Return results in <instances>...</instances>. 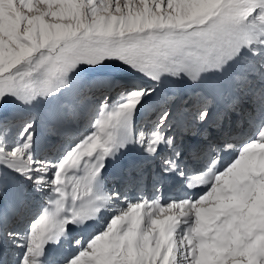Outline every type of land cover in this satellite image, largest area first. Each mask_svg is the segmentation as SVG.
I'll list each match as a JSON object with an SVG mask.
<instances>
[{"label": "snow or ice", "instance_id": "snow-or-ice-1", "mask_svg": "<svg viewBox=\"0 0 264 264\" xmlns=\"http://www.w3.org/2000/svg\"><path fill=\"white\" fill-rule=\"evenodd\" d=\"M108 64L127 74L117 97L103 91L115 78L78 83ZM169 80L197 94L190 121L178 125L165 101L138 124ZM94 89L101 96L85 105ZM9 105L45 106L53 123L88 128L44 155L37 118ZM236 109L252 114L253 133L238 147L210 144L216 129L205 126ZM0 110V178L44 196L24 229L0 207V264H53L52 245L101 219L62 264H264V0H0ZM181 136L206 147H182ZM133 150L137 187L150 178V196L106 187L109 163ZM168 180L185 194L165 199Z\"/></svg>", "mask_w": 264, "mask_h": 264}, {"label": "rangeland", "instance_id": "rangeland-1", "mask_svg": "<svg viewBox=\"0 0 264 264\" xmlns=\"http://www.w3.org/2000/svg\"><path fill=\"white\" fill-rule=\"evenodd\" d=\"M107 72L113 73L117 77L118 76L119 77H126L127 76L126 73L117 70L115 65L108 64L105 67H102V68H100L98 70H94V71H91L90 73L82 74L81 75V81H83L85 79V77L88 76L89 74L94 76V75H99L101 73H107ZM79 82H80V80H79ZM134 82H137V80H135ZM142 82L144 83L143 80H142ZM166 83L168 84V81H165L164 84H166ZM119 84L120 83L117 82V86L116 87L105 89L103 91H106L107 94H109V95L114 97L119 92V87H118ZM182 85H183L182 87L184 88V92H183V96L181 97L179 108L177 109L176 112L178 113V117H180L184 123H188L190 121V117L186 114V112H187V110H191L193 112L195 111V107L197 106V94L193 93L192 88L189 85H187V84H182ZM164 87L165 86L163 85L160 96L154 98L155 102L159 101V99L163 98L162 106H164V103H165L166 99L169 98L168 94H167L168 91ZM101 94H102L101 90H98L95 93L94 98L98 99L101 96ZM188 98L190 99L189 101H191V102L188 104V108L185 109V107H183V105L185 104V101H187ZM226 99L228 100L227 97H226ZM157 105H159V104H157ZM159 108H160V106H157V108H155L154 111H151L150 113H148L147 116H144L143 113H142L140 119L138 120V124L139 123H147L148 121H146V120H149V119H151V121H154L157 118ZM7 110L9 112H19V114L25 115V116L32 115V116H35L36 118H37V116H39V114H37V111L29 112L28 110H23L21 108H18L15 105H9ZM215 110H216V108H214V111ZM0 111H2V110H0ZM216 112L220 113V112H222V109H220V110L217 109ZM147 117H149V118H147ZM214 123L216 125H214ZM254 123L255 122L252 120V114L249 112L248 109H243V110L236 109L235 114L234 115L233 114H229L227 120H225L223 122H215L214 121L210 125L205 126V127L215 128L216 129V133L218 134V135L214 136L212 138V140L209 141V143L210 144H214L215 140L223 138V135L227 134L228 136H231L234 133H239V134H241L243 136L242 139L237 140V141H233L236 144V146L238 147L242 142L247 140L248 137L253 133V131H254ZM197 127H199V125H197ZM87 128H88V121L84 120L82 125H81V127L78 129V134L74 135L73 140L76 139L81 134H83L87 130ZM221 134H223V135H221ZM11 136H15V131L11 132ZM190 141H192L191 138H184L182 136L178 137V142H181L182 147H185V148H188V149H194V148L203 149V148L206 147L202 143L201 144H196L195 146L189 145ZM205 154H207V153H205ZM45 155H48V154H45ZM134 177H136V181H134V184L132 186H128L127 185L128 187H124L123 190L125 188L126 189L123 192L128 194V196H130L132 194H137V196L148 195L149 194V189H150V184L152 185V180L150 178L146 177V179L143 181L142 186L141 187H137V185L140 183V181L138 180V177H137L136 174L134 175ZM107 183H108V187L109 188H111V185L115 186V182L113 181L112 178H109L107 180ZM17 185L19 186V189L21 190V195L23 197H25V198L30 199V201H31L30 202V206L34 209L35 215H36L39 212V210H40V207L38 206L37 202L40 199H42V195H38L35 192H33L32 189L27 184H23V182L21 183V185H24L23 188H20V184H17ZM178 195H184V194L178 192L176 194L173 193V194L169 195V197H176ZM5 196H6V194H1L0 193V205H1L0 207H5V206L8 207V205H6L7 203L5 204V202H6ZM165 196L166 195L164 194V197ZM108 215H110V213L107 214L105 216V218ZM32 218L33 217H30L27 220V222L29 223L32 220ZM102 223H103V220H102ZM79 234H80V232H76L73 235L72 238L73 239L76 238ZM85 238H87V236H85ZM62 260L60 261V264H62Z\"/></svg>", "mask_w": 264, "mask_h": 264}, {"label": "bare ground", "instance_id": "bare-ground-1", "mask_svg": "<svg viewBox=\"0 0 264 264\" xmlns=\"http://www.w3.org/2000/svg\"><path fill=\"white\" fill-rule=\"evenodd\" d=\"M79 80L81 81V76L77 78L78 83H79ZM175 85L176 86L174 87V91H176V93H178L180 91V89L177 87V85H178L177 83H175ZM164 88H166V90L168 91L170 89V86H168V85L165 84V87ZM220 101H222V99L219 100L218 102H220ZM30 109L40 111L41 113H46V112L48 113L49 112V109L47 107H45V106H37L34 109L33 108H30ZM43 120H45V117L43 118ZM179 121H180V119H179ZM180 123H182V122L180 121ZM130 154H139V152L133 150V151H130V152H127V153H124L123 155H121V159H119V157H118L115 161H111L109 163V165H108L107 173L108 172H111V170H114V169L117 170V171H121L122 170V167H123V159L125 157L129 156ZM120 174H122V172H120ZM169 183H170V180H169ZM169 183H168V185H169ZM180 187H179V190H181ZM25 206H26V204H25ZM26 212H27V214H29L30 213L29 212V209H27ZM99 223H101V220H100ZM95 225H97V223L90 224L88 227H86L84 229L85 230L92 229L93 227H95ZM50 252H51V250L49 248V254H50L49 255V258L52 261V257H51V253Z\"/></svg>", "mask_w": 264, "mask_h": 264}]
</instances>
